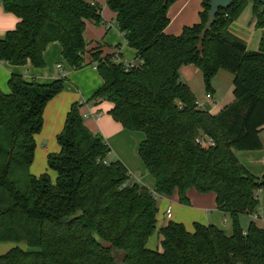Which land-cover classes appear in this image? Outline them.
Wrapping results in <instances>:
<instances>
[{"label": "trees", "instance_id": "obj_1", "mask_svg": "<svg viewBox=\"0 0 264 264\" xmlns=\"http://www.w3.org/2000/svg\"><path fill=\"white\" fill-rule=\"evenodd\" d=\"M104 1L136 52L129 70L120 47L108 54L105 45L91 48L87 23L98 25L102 17L86 0H2L19 22L0 38V61L42 69L47 47L57 42L73 70L94 64L104 83L87 104L111 103L114 121L143 134L138 154L156 189L131 182L120 160L109 161L111 149L86 127L81 103L67 113L59 152L48 155L56 180L33 175L45 108L63 92L65 78L39 83L12 74L10 93L0 90V244L13 247L0 264H264V229L251 222L244 230L239 221L258 212L264 175L254 176L236 156L262 148L264 34L258 51H251L228 33L250 1L255 25L264 29V4L234 0L212 20L211 0H203L200 21L169 35L175 0ZM184 66L202 73L211 95L217 74L231 73L234 102L217 115L198 108L180 80ZM203 137L214 145H200ZM191 189L216 194L219 209L232 219V234L201 224L189 232L169 221L159 230L162 250L150 249L158 228L155 195L171 197L177 190L188 205Z\"/></svg>", "mask_w": 264, "mask_h": 264}, {"label": "crops", "instance_id": "obj_2", "mask_svg": "<svg viewBox=\"0 0 264 264\" xmlns=\"http://www.w3.org/2000/svg\"><path fill=\"white\" fill-rule=\"evenodd\" d=\"M86 1L95 3L92 0ZM202 1L203 0H175V2L169 8L168 15L170 18V24L166 29V33L169 35H179L186 26H192L198 23L200 21V13L202 11ZM251 10L253 23L255 24L256 22L253 15V6ZM112 14V20H116V15L113 12ZM18 22L19 20L15 15L5 12L0 0V38H3L7 31L15 29ZM105 24L109 25H107L109 27L108 29L111 28L110 23L105 22ZM97 45H99V43H92L91 48ZM119 53L122 54L121 50H119ZM44 61L46 65L45 69L35 68L30 63L26 66H11L8 63L0 61V90L5 94L10 93L8 82L12 74L22 75L23 73H25L27 77L35 79L39 83L52 82L59 78L61 75L64 77V74H62L63 67L61 65V62H64L66 66L68 65L65 61H63L62 47L59 43H51L47 47V50L44 53ZM58 65H61L62 68L58 69ZM68 67L71 68L70 66ZM187 67L189 66H184L181 68L180 80L182 76L181 71ZM26 68L27 70L23 71V69ZM56 70H58L59 74L56 72ZM101 82L102 84L104 83L102 78ZM99 85H101V83L98 84V86ZM188 86L193 92H195L191 84H188ZM96 89L97 88L89 89V91L87 92V100H89L93 96ZM233 90L234 87L232 85L228 93L229 95H226L225 98H218L216 97L217 93L216 89L214 88V93L212 95L213 101L212 103L208 102L209 104L206 103L204 109L208 110L213 115H217L235 100ZM79 95H81L80 92L77 94L76 91H72L71 88H65V92L59 94L47 104L44 112L43 129L41 133L36 137L37 149L39 147L38 140L40 141V143L46 142L43 149L45 155L48 156L51 153L59 152L60 148L57 142V136L62 132L64 128L67 113L71 109L72 105L81 101H87L85 98H83V95H81L82 98L79 99ZM197 100L200 101L198 97ZM204 100L205 99H203L202 101ZM111 109L112 104L106 101L98 104H88L85 107L83 106L81 113L84 117L86 127L92 133H99L103 136L104 140L110 147L111 152L114 151L113 158L115 160H120L128 168L130 174L134 178L133 182L139 183L141 185L143 184V186H146L151 191H155L156 182L154 178L149 174L146 166L144 165L138 154L139 145L143 141L144 136L125 130L120 123L114 121L113 118L109 115V111ZM260 139L262 143V148L260 150L236 152V156L239 161L254 176L259 175L256 176L258 178H261L264 175V129L260 133ZM109 161L114 160L110 159ZM187 197L189 199L188 205H184L180 202L177 190L171 197H158L166 206V209H164L163 206V215H166L165 213L168 208H171L172 210V216L171 218L167 219V222L165 224H167L169 221L181 223L189 232H193L195 224H201L205 226L215 225L219 227L216 218H218L219 215L222 214H224V216H229L227 213L219 209L217 205L216 194L213 192L201 194L196 189H191L187 192ZM260 199L262 202H260V204L262 205L264 203V195L262 196V193ZM158 208L160 214V203H158ZM260 217L262 218L261 215ZM251 222H255L259 227L264 229V227L258 224L257 221L252 220L250 221V223ZM9 248L10 247L8 246L0 245V255L6 253Z\"/></svg>", "mask_w": 264, "mask_h": 264}, {"label": "rangeland", "instance_id": "obj_3", "mask_svg": "<svg viewBox=\"0 0 264 264\" xmlns=\"http://www.w3.org/2000/svg\"><path fill=\"white\" fill-rule=\"evenodd\" d=\"M92 1L95 2L98 5V8L100 9L102 22L98 25L92 22L87 23L86 32H85L87 40L90 43H99V44L105 45L106 54L111 53L113 50H116L117 47H120V50L123 54L124 63L126 64L134 63L136 52L128 44H126V41L124 40V37L122 36L120 32L118 23L116 22V20H112L113 18L112 11L107 7L104 0H92ZM251 8H252V2L250 1L247 7L245 8V10L243 11V13L240 15V17L232 23V25L229 28L228 33L230 36L234 38H238L242 40L243 42H245L249 50L258 51L261 38L264 34V29L258 28L253 23V16H252ZM105 22L110 23L111 25L110 29H108L109 25L105 24ZM63 61H65L64 58H63ZM61 63L63 67L62 74H64V77L61 75L59 78H65L63 92H65V88H71L72 91L73 90L76 91L77 94L80 92V94L83 95V98L87 100L88 99L87 92L89 91V89L97 88L96 89L97 91L103 85L101 82V77L98 74L94 64L85 66L79 70H73L68 67L69 66L68 64H67L68 66H66L64 62H61ZM45 68H46V65L42 69H45ZM24 70H27V68L23 69V71ZM56 72L59 74L58 70H56ZM22 75L29 80L32 79L30 77H27L25 73H23ZM181 75H182L181 82L186 85L191 84L192 88L195 90L194 92L195 95L199 98L200 101L205 99V95L207 94V91L205 89V84H204L202 73L198 69L194 68L193 66H189L187 68H184L181 71ZM232 82H233V75L231 73L226 72V71H220L212 82V86L216 89V93H217L216 97L225 98L226 95H229L228 94L229 90L231 86L233 85ZM100 83L101 85L98 86V84ZM81 95H79V99L82 98ZM207 104L209 103L207 102ZM82 108L83 107L81 106L80 109L82 110ZM136 134L139 135L140 133H136ZM140 135L143 136V134H140ZM45 143L46 142L40 143V141L38 140L39 147L38 149H36L35 160L31 168V173L35 176H40L42 174L47 173L50 175V177L53 180H56L57 174L56 172L48 168V163H47L48 156L45 155V153L43 152ZM113 153L114 151L110 152V154L108 155L109 160L110 159L115 160L113 158ZM256 176H259V175H256ZM133 180L134 178L131 175V182ZM263 195H264V190H262V196ZM260 196H261V193L259 194V200L261 202ZM158 203H160V208H161L160 214L158 216V228L156 232L153 234V236L150 238L149 244H148V247L155 251L162 250V245H161L162 236L159 230H160V227L164 225L168 219L167 217H164L166 215H163V211H164L163 206H164V209H166V206L163 204L160 198H158ZM263 204L262 205L260 204V208L258 209V212H257V215H261L262 218L255 219L254 216H249L247 214H243L240 216L239 221H240V226L242 227V229H246L248 224L252 220L257 221L258 224L264 227V205ZM216 221L219 227H221V229L224 230L227 235L232 234V231H233L232 219L229 216H224V214L219 215V217L216 218ZM0 245H5V246L10 247L8 250H10L13 247V245L11 244H0Z\"/></svg>", "mask_w": 264, "mask_h": 264}, {"label": "built area", "instance_id": "obj_4", "mask_svg": "<svg viewBox=\"0 0 264 264\" xmlns=\"http://www.w3.org/2000/svg\"><path fill=\"white\" fill-rule=\"evenodd\" d=\"M92 4H94V3H92ZM116 61L117 62H120L121 60L119 58H117ZM132 66H133V63H129V64H126L125 63L126 70H129ZM61 68H62L61 65H58V69H61ZM212 101H213V96L211 94H206L205 100L204 101H198L197 100L196 105L198 106V108L204 109L206 103L207 102L212 103ZM79 103L84 104V106L88 105L87 104V101H81ZM197 142L200 145L204 146V147L209 146V145H214L213 140L211 138H209V137L199 138V139H197ZM260 193H262V190H259L257 192L258 198H259V194ZM158 197H159L158 195H155V198H158ZM165 214H166V217L168 219L171 218V216H172V210H171V208H168L166 210V213ZM252 216H254L255 219L261 218L260 215H257V213L256 214H253Z\"/></svg>", "mask_w": 264, "mask_h": 264}, {"label": "water", "instance_id": "obj_5", "mask_svg": "<svg viewBox=\"0 0 264 264\" xmlns=\"http://www.w3.org/2000/svg\"><path fill=\"white\" fill-rule=\"evenodd\" d=\"M234 0H211L209 3L210 6V12L209 16L213 20L217 13L222 9V10H228ZM262 3L264 4V0H261Z\"/></svg>", "mask_w": 264, "mask_h": 264}]
</instances>
